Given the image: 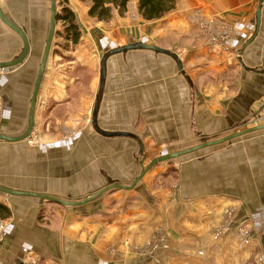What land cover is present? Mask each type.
<instances>
[{
	"label": "crops",
	"instance_id": "crops-1",
	"mask_svg": "<svg viewBox=\"0 0 264 264\" xmlns=\"http://www.w3.org/2000/svg\"><path fill=\"white\" fill-rule=\"evenodd\" d=\"M69 1L82 32L77 65L69 71L60 63L65 73L53 81L47 67L40 91L47 83L49 98L58 101L50 116L77 99L89 105L78 102L68 113L85 122L73 135L36 145L0 140L1 185L82 200L111 182L132 184L151 161L147 154L157 152L152 159L264 123V2L258 29L260 0H178L162 19L146 21L137 13L133 22L118 12L100 22L88 14L87 2ZM0 4L32 42L31 58L0 70L1 119L8 123L31 98L37 73L31 59L41 57L51 17L42 10L41 18L24 16V24L9 12L13 1ZM137 42L171 50L182 67L150 48L121 51L109 55L101 91L103 56ZM22 46L0 19V61L20 55ZM85 66L92 72L89 92L76 76ZM25 129L0 131L14 136ZM21 146L28 159L6 160L4 152ZM166 165L154 166L134 189H111L48 219L39 217L45 202L0 191L12 213L0 220V264H264V129ZM245 222L249 244L240 235Z\"/></svg>",
	"mask_w": 264,
	"mask_h": 264
},
{
	"label": "rangeland",
	"instance_id": "rangeland-1",
	"mask_svg": "<svg viewBox=\"0 0 264 264\" xmlns=\"http://www.w3.org/2000/svg\"><path fill=\"white\" fill-rule=\"evenodd\" d=\"M6 1H9V2L13 1V4L15 5V7L9 6L8 7L9 12H14V14L16 16H18L19 18L22 19L21 21L23 23L26 22L24 16L31 17V15H38V18H41L43 16L41 14L42 10H45L46 18L47 17L49 18V16H50L51 2H49V0H27L28 5H25V6H24V4L20 3L21 0L20 1H18V0H6ZM79 1H81V0H79ZM57 2H58V10L59 11L65 5L72 8L71 2L69 0H67L66 2H64L63 0H57ZM82 2H84V3L87 2V4L90 6L89 1L86 0V1H82ZM137 13H138L137 2L135 0L131 4L129 12L126 13L125 15H123V17L132 16V22H133V21H136V17L139 16V15H137ZM105 22H111V21H105ZM28 27H30V25H28ZM57 30H60V31L64 30V23L62 21H58L57 26H56V31ZM29 33H31L32 36H34V33L31 30V27L29 29ZM44 33H45V35L42 36V38H40L41 56H42V53L44 50L43 47H44L45 40H46V37L48 34L46 31H44ZM80 42L81 41H79V43H77V44H74L73 42L71 43L70 41L66 40L64 38V36H56L55 37V39L53 41V45H52V52H51V55L49 57L48 66H47L49 68L48 77L51 80H52V78L57 77L59 74L65 73L61 69L67 68L70 71L71 68H73L77 65V63L73 62V60L75 59L74 52L78 48L77 46L79 44H81ZM91 42L93 43L92 40H91ZM28 58H31V55ZM40 58L41 57L38 55L36 57V59H33V58L31 59V61L34 64V70H36V72L39 69ZM54 60H55V62H54ZM60 63L62 64V67L58 66ZM60 67H61V69H60ZM78 70H79V72L76 71V76L79 75L77 80L80 81V83H82L81 89L88 90L89 84L91 83V80H92L91 68H89V66L88 67L85 66L83 69L79 68ZM35 75H36V73H35ZM35 75H34V77H35ZM68 77H70V75L66 76L67 81L69 82L70 78H68ZM54 82H56V81H54ZM54 84L56 85V83H54ZM50 89H52V88H50V86L47 83H45L43 85V89L39 93L40 96H39V100H38V104H37V115H36V124H35L36 127L34 129L32 137H30L28 140H26L28 146L35 144V143L36 144L37 143H43V141L46 140V138L48 136L51 138L59 140V138H65V137H68L70 135H73L75 132H77L80 129V126L85 122V121H79L80 119L85 120L86 119L85 117L84 118L82 116L76 117L78 119V120H76L73 117L68 115L70 109H72L73 106H75L76 108L80 107V104L83 107L85 106V104H82L79 99H77V101L80 104L78 102H76L74 105H70L69 107H68V105H65V107L60 108L61 110L59 112H57L56 114H52L50 116V114H51L50 109H49L50 106L53 105V103L56 105V102H58V101H55L54 98L52 99V97L49 98L50 95H48V94L50 91H52ZM89 91H91V90H88L87 92H89ZM78 97H79V95H77V98ZM29 98H30V96H28V98L22 104V106H23V107L21 106L22 111L20 113H17L14 115L13 119L11 120L12 122L5 123L6 121L1 119V115L3 117L2 110L4 109V101L2 100L1 95H0V129L1 130L10 131L11 133H14V132L19 133V132H22L26 128V126H27L26 124L28 122V110H29L28 107H29V101H30ZM92 101H94L93 98L90 99V102H92ZM85 107L89 108L90 106L86 105ZM88 116H90V112H89ZM24 148H25L24 146H21V148H19L18 151L14 150L13 154H10V155H7V152H4V155L7 157L6 160H11V161L14 160L15 162L16 161L24 162L25 159H28L30 157V155L27 156L28 153ZM145 150L148 151V149H145ZM148 152L151 153V151H148ZM16 154H19L21 157H16ZM154 154H157V152L151 154V156ZM187 155H189V154H187ZM151 156L149 154L146 155L145 158H146L147 162H149L151 160L150 159ZM11 158H13V160ZM167 162H170V161H167ZM167 162H161L155 166H157V167L158 166H167L166 165ZM144 164H145V162H144ZM153 168H155V167L153 166ZM167 169L172 170L173 165H168ZM150 171H152V170H150ZM144 177H146V176H144ZM0 194H2V193H0ZM45 203H46L45 209L39 213L40 219L44 218V217L45 218L47 217V219H48L51 217V214H53V212L55 210H61V209L65 208L62 204L60 205V204L52 203V202H45ZM11 216H12V214H11ZM11 216L8 218H5V222H7L8 219H11L12 218Z\"/></svg>",
	"mask_w": 264,
	"mask_h": 264
},
{
	"label": "water",
	"instance_id": "water-1",
	"mask_svg": "<svg viewBox=\"0 0 264 264\" xmlns=\"http://www.w3.org/2000/svg\"><path fill=\"white\" fill-rule=\"evenodd\" d=\"M49 2H51L50 5V23H49V27L47 30V37L45 40V44H44V50L41 56V59L39 61L40 65H39V69L36 73L35 76V82L31 91V98H30V102H29V113H28V122H27V128L25 129V131L19 135H9L5 132L0 131V140L3 141H7V142H21V141H26L28 140L30 137H32V134L34 132V129L36 127V115H37V104H38V100H39V96H40V89L43 83V77L44 74L46 72L47 66H48V60L49 57L51 55L52 52V45H53V41L56 35V26L58 23V17H57V13H58V2L57 0H49ZM263 2L264 0H260L259 6L257 8V18H258V29L260 28V22H261V17H262V6H263ZM0 19L2 20V22L10 29L13 30L16 34H18L20 36V38L22 39L23 42V46H22V52L20 55H18L15 58H12V60H7V61H0V70H10L12 69V67L15 66H20L22 65L27 58L31 55V39L29 34L27 33V31L21 26L19 25L17 22H15L12 18H9V16L4 12L1 4H0ZM145 48V49H153L155 51L161 52V53H167L169 54L174 60L177 61L179 67H182V60L178 57L177 54L173 53L171 50L166 49V48H161L157 45H153V44H146V43H142V42H137V43H133V44H127V45H123L120 46L116 49H112L110 50L107 54H105L103 56L102 59V73H101V91L104 88V84H105V79H106V72H107V59L109 57V55L111 54H116L118 52L121 51H127L133 48ZM101 96L98 97V104L95 106L96 111L95 113L98 111V105L100 102ZM93 122L96 123V118H94ZM264 129V123H257V125L255 126H251L248 128H244L240 131H235L232 133H228L227 136L221 137V138H216V139H212L210 141H204L201 143H198L195 146H191L188 148H182V150L179 151H174V152H170L164 155H160L157 157H154L151 159V161L144 166V169L139 173V175H137V177L133 180V182H131L132 184L130 185H126V184H120V183H115V182H111L108 185H106V187L102 188L101 190H98L97 192H95L94 194H92L91 196L82 199V200H76V201H71V200H66L64 198H59L57 196L54 195H50V194H44L42 192H37L34 190H30V191H26V190H22V189H17V188H10L8 186H4L0 184V191L10 195V196H23V197H35L38 198L39 201L41 203L44 202H52V203H57V204H62L63 206H76V205H83V204H87L92 202L93 200H95L97 197L103 195L104 193H106L107 191L111 190V189H134L138 182L141 181L144 176L150 171L152 170L153 166L161 163V162H167L169 160H174L177 158H181L184 155L187 154H192L197 152V150L203 149V148H207V147H212L214 145H220V144H225L227 142H230L236 138H241L244 135H248L254 132H257L258 130H262ZM106 134H109L107 132H105ZM104 133V134H105ZM111 134V133H110Z\"/></svg>",
	"mask_w": 264,
	"mask_h": 264
},
{
	"label": "trees",
	"instance_id": "trees-1",
	"mask_svg": "<svg viewBox=\"0 0 264 264\" xmlns=\"http://www.w3.org/2000/svg\"><path fill=\"white\" fill-rule=\"evenodd\" d=\"M66 2L67 0H63ZM86 1V0H81ZM90 2L88 14L98 21H111L118 12L120 16L129 12L132 2L135 0H87ZM139 15L146 21L159 20L174 11L178 0H136ZM58 21L64 23V30H57L56 36L64 38L74 44L79 43L82 38L79 23L75 12L69 6H63L57 13ZM55 39V38H54ZM170 162L172 160H169ZM10 207L4 202H0V219L11 216Z\"/></svg>",
	"mask_w": 264,
	"mask_h": 264
},
{
	"label": "built area",
	"instance_id": "built-area-1",
	"mask_svg": "<svg viewBox=\"0 0 264 264\" xmlns=\"http://www.w3.org/2000/svg\"><path fill=\"white\" fill-rule=\"evenodd\" d=\"M207 20L206 19H202L200 20V23L203 24V28H207ZM231 212H229L230 214ZM228 225H229V221H227ZM5 227V223L1 222L0 224V237L2 234V230ZM249 225L247 222L243 223L242 227L240 228V235H241V239L244 242V244H249L251 243L250 239H251V235H250V230H249Z\"/></svg>",
	"mask_w": 264,
	"mask_h": 264
}]
</instances>
